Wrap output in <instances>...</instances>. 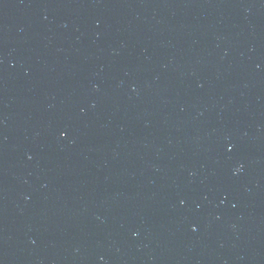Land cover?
Returning <instances> with one entry per match:
<instances>
[{
  "label": "water",
  "instance_id": "1",
  "mask_svg": "<svg viewBox=\"0 0 264 264\" xmlns=\"http://www.w3.org/2000/svg\"><path fill=\"white\" fill-rule=\"evenodd\" d=\"M0 264H264V0H0Z\"/></svg>",
  "mask_w": 264,
  "mask_h": 264
}]
</instances>
